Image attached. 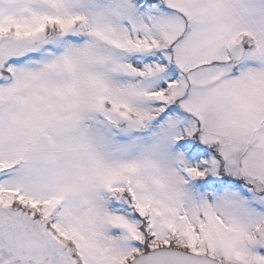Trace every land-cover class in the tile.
<instances>
[{
  "label": "snow or ice",
  "instance_id": "obj_1",
  "mask_svg": "<svg viewBox=\"0 0 264 264\" xmlns=\"http://www.w3.org/2000/svg\"><path fill=\"white\" fill-rule=\"evenodd\" d=\"M0 264H264V0H0Z\"/></svg>",
  "mask_w": 264,
  "mask_h": 264
}]
</instances>
